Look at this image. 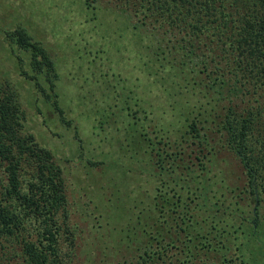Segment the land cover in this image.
<instances>
[{
    "label": "trees",
    "instance_id": "obj_1",
    "mask_svg": "<svg viewBox=\"0 0 264 264\" xmlns=\"http://www.w3.org/2000/svg\"><path fill=\"white\" fill-rule=\"evenodd\" d=\"M84 4L114 10L141 37L143 96L128 92L116 129L143 190L94 247L80 242L64 169L26 131L17 89L0 84V264H245L264 237V0ZM6 40L25 54L15 68L73 126L52 51L21 28Z\"/></svg>",
    "mask_w": 264,
    "mask_h": 264
},
{
    "label": "rangeland",
    "instance_id": "obj_2",
    "mask_svg": "<svg viewBox=\"0 0 264 264\" xmlns=\"http://www.w3.org/2000/svg\"><path fill=\"white\" fill-rule=\"evenodd\" d=\"M128 24L112 9H87L84 0H0V84L17 89L27 114L26 131L64 169L70 224L79 229L80 242L89 248L100 242L98 231L106 233L120 224L124 213H130L132 199L140 198L143 190L140 177L146 178L137 174L138 166L130 159L134 146L122 142L116 129L122 128L127 113L126 95L134 90L141 100L146 76L141 37L133 36ZM19 28L55 56L59 64L55 93L73 126L63 125L54 99H46L35 82L18 71L25 54L7 43L6 34ZM44 84L51 94L49 83ZM123 122L127 125L126 119ZM236 166V175L243 174ZM261 215L263 229L264 209ZM244 252L245 264H264V237L261 246L250 249L248 245Z\"/></svg>",
    "mask_w": 264,
    "mask_h": 264
},
{
    "label": "water",
    "instance_id": "obj_3",
    "mask_svg": "<svg viewBox=\"0 0 264 264\" xmlns=\"http://www.w3.org/2000/svg\"><path fill=\"white\" fill-rule=\"evenodd\" d=\"M256 196H257V202H258V194H257V191H256ZM254 211H256V208H255V210Z\"/></svg>",
    "mask_w": 264,
    "mask_h": 264
}]
</instances>
